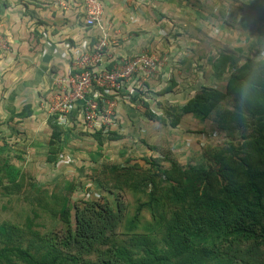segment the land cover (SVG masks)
Wrapping results in <instances>:
<instances>
[{
	"label": "rangeland",
	"instance_id": "rangeland-1",
	"mask_svg": "<svg viewBox=\"0 0 264 264\" xmlns=\"http://www.w3.org/2000/svg\"><path fill=\"white\" fill-rule=\"evenodd\" d=\"M178 2L182 5L177 11L178 17H182L181 29L185 32L193 29L199 32L194 38L198 46L184 52L188 54L193 52L197 55L195 57L214 62V74L222 75V82L214 81L213 84L211 81L209 85H217L225 91L224 81H227L229 72H232L235 66L244 64L251 56L264 59V37L260 32L263 21L260 20L259 12L250 6L258 2L264 7V0H178ZM161 33L167 37V32L162 30ZM185 57L191 58L190 54ZM196 61L197 63L191 65V69L195 70L194 76L186 79L181 77L173 81L179 80L178 83L182 84L186 81V86L187 82L188 86H192L197 84L200 78L202 80L206 78L205 81L208 83L209 72L202 71L204 67L197 59ZM181 71L184 75L189 74L188 64L184 65ZM185 85L183 84L181 88H185ZM240 93L247 98L252 97L248 90L244 92L237 88V91L229 95L219 108L234 110L242 101L239 98ZM46 96L47 90L43 98L46 99ZM119 97L125 101H129V98L132 101L140 98L138 94L136 98L127 95L123 89L111 99L115 101L111 121L103 123L100 120L93 129L86 127L82 113L77 109L73 114L72 124L67 127L71 131L64 134L58 132L60 139L54 140L55 147L52 141L53 130L48 123L50 115L43 108L45 116L41 128L34 133L17 123L6 124L7 128L0 124V171L5 164L15 165L21 171L15 181L20 184L19 187L5 177L0 184V225H7L9 230L11 226L25 230L26 218L33 219L36 213L39 217L33 221L38 225H33V231L42 235L48 231L66 232L67 227L62 220L54 219V216L66 207L68 211L70 209V216L74 217L75 208L80 207L84 201H89V198L85 197V188L89 184L87 179L91 174L98 177L101 188L108 187L112 192L107 195L96 189L93 192L94 200L108 199L115 210L117 205L123 209L122 221L110 235L113 243L120 244L125 241L128 232L140 236L150 235L161 243L164 232L160 217L155 219L148 209H144L138 218H134L139 204L147 201V193L151 191L152 185L145 186L142 183L137 189L127 187L124 180L129 177L134 182L136 176L123 177V173H118L111 178L109 176L111 167L118 165L132 167L142 170L143 173L147 169L153 172H157L159 168L169 170L173 163L183 168L206 166L207 159H210L216 150L213 147L229 142L230 139L236 142L244 141V136L250 133L251 126L248 125L233 128L230 132L222 131L215 121L217 119L215 112L204 120L196 119L192 115L184 116L181 125L173 128L170 125L175 118L174 116L168 118L166 112L170 105L176 104L157 100L149 103V108L155 111L153 116L149 114V108H145L141 103V110L136 112L145 122L142 125L141 122L139 124L132 122L133 124L127 126ZM105 115L104 113L101 117ZM166 118L168 122L164 121ZM188 139L190 143L187 142ZM196 145L199 147L196 148ZM32 147L36 148V153L30 152ZM57 147L64 151L57 166L65 162L64 165L68 169L64 168L63 164L57 168L46 163L49 152L54 148L57 150ZM66 155L68 157H65ZM71 160L75 164V170H72V166L69 169L70 164L67 162ZM146 160H150L151 164H147ZM113 180L115 185L111 186ZM165 201L166 198L164 202L162 198L159 199L156 216L171 213ZM262 233L264 222L258 228L257 235ZM17 238V241H24L26 245L32 236L22 234ZM1 239L4 240L5 236H1ZM107 248L109 246L97 247L102 255ZM218 254L220 255L210 259L208 264H264V236L250 240H235L231 237L220 246ZM95 258H97L95 255L90 257L93 261ZM177 263V260L171 259L168 264Z\"/></svg>",
	"mask_w": 264,
	"mask_h": 264
},
{
	"label": "trees",
	"instance_id": "trees-1",
	"mask_svg": "<svg viewBox=\"0 0 264 264\" xmlns=\"http://www.w3.org/2000/svg\"><path fill=\"white\" fill-rule=\"evenodd\" d=\"M250 6L259 12L263 21L260 32L264 37V7L258 2ZM263 65L264 59L251 56L229 72V78L224 81L225 91L217 85H204L186 103L167 108V117L175 118L170 125L173 128L180 126L184 116L192 115L204 120L213 112L222 131L230 132L241 125L251 126L250 133L242 137L244 141L230 139L213 147L216 149L213 156L207 159L206 166L201 167L183 168L173 163L169 170L159 168L153 172L147 169L143 173L132 167H111V178L118 173H123V177L136 176L134 182L129 177L124 180L127 187L137 189L142 183L152 185L147 193V201L139 204L134 218H138L144 209H148L155 219L160 217L164 232L161 243L150 235L140 236L132 232L126 234L127 239L122 243H113L110 235L122 221L123 209L117 205L115 210L108 199L94 200L93 192L96 189L107 195L112 192L108 187L101 188L98 177L90 174L87 179L90 186L85 188V197L89 201L75 208L74 217L70 216V209L68 211L66 207L54 216V219L62 220L67 227L66 232L48 231L42 235L33 231L34 226L38 225L33 221L39 217L36 213L33 219L26 218L25 230L17 226H11L9 230L7 225L1 224L0 264H168L171 259L177 260V264H208L210 259L220 255V246L231 237L235 240L263 237L264 233L257 235L258 228L264 222ZM237 88L244 92L248 90L252 97L247 98L240 93L242 101L234 110H221L220 104ZM166 92L167 89L161 96ZM142 101L144 107L149 108V103L144 99ZM31 109V105L25 106L16 117L30 116ZM149 111L151 116L155 114L150 108ZM58 117L51 115L48 121L53 130L54 147V140L60 139L58 132L64 134L71 131L67 126L58 124ZM168 118L164 121L168 122ZM59 149L57 147V150L54 148L49 152L47 164L57 166L64 152ZM146 163L151 164V161L146 160ZM3 167L0 184L5 177L19 187L20 184L15 181L20 168L8 164ZM114 185L113 180L111 186ZM160 198L163 202L166 198L170 214L156 216V205ZM22 234L32 236L26 245L24 241L16 240ZM1 236H5V239L2 240ZM101 246H109L103 255L97 249ZM92 255L97 257L95 261L90 259Z\"/></svg>",
	"mask_w": 264,
	"mask_h": 264
},
{
	"label": "crops",
	"instance_id": "crops-1",
	"mask_svg": "<svg viewBox=\"0 0 264 264\" xmlns=\"http://www.w3.org/2000/svg\"><path fill=\"white\" fill-rule=\"evenodd\" d=\"M102 1L101 22L88 28L83 20V0H0V33L9 42V49L0 52V124L3 128L8 127L6 124L17 123L32 133L39 130L45 116L41 101L51 74L67 72L82 44L85 41L92 43L98 37H106L110 43L108 51L111 58L107 60L110 62L124 55L149 51L165 58L157 79L148 83L149 91L137 93L140 98L135 101L118 98L119 104L123 105L122 115L127 126L145 122L136 112L141 110L143 99L148 103L157 100L181 105L191 99L203 84L220 81V75L213 72L214 62L195 57L197 55L193 52H189L191 58L185 57L189 56L185 50L198 46L194 38L199 32L181 29L182 17H178L177 11L182 5L178 0ZM162 30L167 32V37L161 33ZM182 36L186 40H181ZM196 59L204 67H201L202 71L209 72L208 83L206 78H200L192 86H188V82L186 86L184 81L185 88H181L183 84L178 83L179 80L175 85L173 79L194 76L195 70L191 65L197 63ZM187 64L190 71L184 75L181 69ZM133 89V83L126 86V94L136 97V94H131ZM166 89L167 92L161 96ZM29 105L32 107L30 116L16 117ZM35 150L32 147L30 152L33 154ZM67 163L70 164L69 169L71 166L72 170L76 169L72 160ZM63 167L67 168L66 165Z\"/></svg>",
	"mask_w": 264,
	"mask_h": 264
},
{
	"label": "built area",
	"instance_id": "built-area-1",
	"mask_svg": "<svg viewBox=\"0 0 264 264\" xmlns=\"http://www.w3.org/2000/svg\"><path fill=\"white\" fill-rule=\"evenodd\" d=\"M83 6L86 27L98 25L103 15V1L83 0ZM82 45L67 72L51 74L46 99L41 101V107L50 116L58 115L59 123L67 127L72 124L76 106L87 128L93 129L100 120L108 123L115 105L111 99L132 83L131 94L149 91L148 83L157 79L165 64V58L152 51L107 61L110 43L106 37H98L92 43L85 41ZM8 49L9 42L0 33V52Z\"/></svg>",
	"mask_w": 264,
	"mask_h": 264
}]
</instances>
